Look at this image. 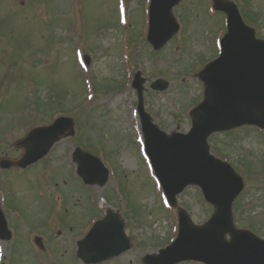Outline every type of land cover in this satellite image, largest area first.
Masks as SVG:
<instances>
[{
  "label": "rangeland",
  "instance_id": "374dc122",
  "mask_svg": "<svg viewBox=\"0 0 264 264\" xmlns=\"http://www.w3.org/2000/svg\"><path fill=\"white\" fill-rule=\"evenodd\" d=\"M12 1L13 8H20L19 0ZM30 1L32 4L29 0H23L25 8L20 14L11 9L10 0H0V80L5 90L11 92L10 104L3 108L14 109L18 105L20 109L27 108L30 104L29 88L31 94L37 90L38 96L46 99L44 85L37 82L47 85L50 90L66 92L59 99V105L53 104L49 109L50 116L54 117L60 112L71 115L79 126L82 125L81 130L85 127L81 116L88 117V129L92 124L97 126L89 139L97 154L92 152L110 162L113 171L105 186L92 188L83 185L72 169L75 165L70 153L73 146L78 145V138L83 140L82 144L88 147L90 144L85 136H78L79 133L73 138H66L57 144L52 153L56 157L64 155V160L59 158L54 163L64 162V167L47 166L43 171L40 164L29 167L31 171H39L35 172L34 186L36 183L42 184V178L46 175L57 180L55 193L63 202L59 209L51 201L39 207L44 211L57 209L52 220L64 232L66 225L76 231L87 227L90 213L85 214L84 202L87 212H90L94 207L90 201H94L102 215L111 206L124 219L133 246L108 264H143L141 259L145 254L157 253L163 245L174 239L177 210H187L194 223L202 225L213 208L203 199L199 188L191 186L178 196L176 208L170 212L166 210V199L149 161L141 156L137 142L141 128L136 91L131 86L133 74L140 70L145 79L144 106L153 122L167 133L188 131L189 110L202 98L203 91L202 83L194 71L198 65L192 67L205 52L207 36L210 35V32L206 35L199 26L201 22L212 19L219 24L221 16L211 13L208 0H182L173 12L190 28L183 26L161 50L152 52L146 41V0ZM247 1V10L259 14L260 32L263 35L264 0ZM202 8L211 17L201 18ZM119 18L124 22H120ZM209 23L217 30L218 26L213 20ZM53 28L57 29L59 37L54 34ZM57 37L61 40L58 43ZM214 40L210 41L214 44ZM214 50V46L209 47L212 55L215 54ZM76 51L81 53L79 58L83 54L88 55L89 63L84 65L85 69L80 63L79 66ZM209 57L210 54H205L202 58ZM12 61L18 68L6 66L13 64ZM158 77L169 82L168 88L161 92L149 87L151 81ZM30 79L36 83H28ZM90 82L95 85L94 94L89 87ZM78 108L82 110L81 113ZM31 123L32 120L26 125ZM2 125L0 122V127ZM22 134V130L16 128L3 131L1 138L16 140ZM227 134L219 132L208 141L214 155L235 165L237 171L242 173L244 188L236 197L237 203L233 204L234 220L239 228L249 229L264 237V131L255 127H242ZM27 184V179L20 180L17 176L12 180L13 188L23 189ZM123 190L126 195L121 192ZM75 194L73 200L71 195ZM125 204H128L127 207ZM134 209L137 218L134 217ZM37 218L46 217L39 214ZM55 231L56 227H52L51 235ZM11 241L14 245L13 255L25 256L28 253L30 233L24 220H18ZM6 244L1 245L2 262L31 264L32 260L19 258L17 260L21 262H18L8 259L10 252L5 248ZM58 245L67 249L66 243L62 245L58 242ZM36 253L39 255L40 252ZM62 256L66 264H77L70 247ZM34 261L37 264L44 263L41 256ZM51 262L59 264L58 259L46 257V264Z\"/></svg>",
  "mask_w": 264,
  "mask_h": 264
},
{
  "label": "water",
  "instance_id": "95a60500",
  "mask_svg": "<svg viewBox=\"0 0 264 264\" xmlns=\"http://www.w3.org/2000/svg\"><path fill=\"white\" fill-rule=\"evenodd\" d=\"M178 0H151L149 7V40L155 48L161 46L177 31L178 26L170 14ZM215 7L228 14V33L221 41V56L210 63L201 78L205 83V99L190 115L192 128L188 135L166 136L142 109L141 118L146 138L147 153L152 161L168 199L173 204L175 194L188 183L202 186L206 198L217 210L203 228L193 227L185 213L180 214V232L177 239L160 251L158 256L147 255L148 264H174L184 259H196L207 264H264V240L247 231L232 228L230 205L242 189L241 178L226 163L215 160L208 151L206 137L215 130L229 129L242 124H255L264 128V42L253 39L252 29L246 27L233 4L214 0ZM140 84L143 80L137 79ZM160 81L154 85L156 88ZM141 86H138L141 106ZM57 128H72L69 119H61ZM71 133V131L69 132ZM58 137L31 132L22 142L25 155L18 162L25 166L46 154ZM40 149V152L37 151ZM77 172L87 183H103L107 170L100 160L79 149L74 153ZM89 166L91 168H89ZM117 215L109 213L102 226L114 221L117 235L123 240L122 224ZM113 232V231H112ZM111 231L94 240L93 231L87 237L94 242L90 254L82 250L86 262L105 260L129 247L117 243ZM230 232V240L224 234Z\"/></svg>",
  "mask_w": 264,
  "mask_h": 264
},
{
  "label": "flooded vegetation",
  "instance_id": "af4514ba",
  "mask_svg": "<svg viewBox=\"0 0 264 264\" xmlns=\"http://www.w3.org/2000/svg\"><path fill=\"white\" fill-rule=\"evenodd\" d=\"M5 146H9L11 148V151L14 153H18V148H13L12 145L4 143ZM15 155H8L6 152L0 150V159L2 157H12L16 158L18 156ZM3 170L4 169H0ZM19 192H8L4 188H0V205L3 208L5 212V216L7 217L8 222L11 224L9 227L12 228L13 234L15 230H17V222L18 220L22 219L25 221L27 225V231L30 233L34 232L37 226V222L43 223L47 225L49 222L52 221V219L44 218V219H38L37 211L42 212V208H37V196L35 192H31L27 197L23 198V202L21 201V198L18 196ZM28 202H25V201ZM45 200V199H42ZM22 212H27L26 215H23ZM27 256V254L25 255Z\"/></svg>",
  "mask_w": 264,
  "mask_h": 264
}]
</instances>
